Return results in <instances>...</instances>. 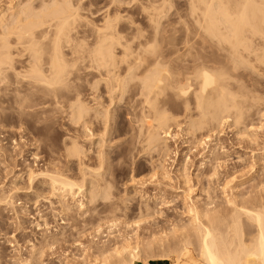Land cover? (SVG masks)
<instances>
[{
    "label": "rangeland",
    "instance_id": "obj_1",
    "mask_svg": "<svg viewBox=\"0 0 264 264\" xmlns=\"http://www.w3.org/2000/svg\"><path fill=\"white\" fill-rule=\"evenodd\" d=\"M23 1L25 0L17 2ZM38 1L32 0L31 3L26 0L22 4L34 3L36 6ZM161 1L76 0L73 5L77 4L74 5L77 8L79 6V14L82 19L87 20H84L86 24L79 28L88 33L87 36L90 37L95 28L97 30L105 26L109 19V23L114 25L120 37H123L122 40L136 46L140 42H148L150 37L153 41V34L156 33L154 31L159 28L165 31V33L158 31L163 33L161 36L157 32L159 40L166 44L173 38L172 34L177 27L192 26L193 22H190L191 18L188 17L191 10L189 0H167L166 4ZM0 4L3 5L0 8H5L11 1L9 3L8 0H3ZM259 29L263 33L261 31L256 37L253 36L251 44L256 48L254 50L258 55H249L247 61L249 63L242 65L238 72L244 89L249 94L248 107L250 105L251 108L249 116L239 126L240 128L232 126V123L225 125L224 136L216 139L215 135L209 134L214 138L212 139L214 145L220 142V146L221 141L222 145H227L223 146L227 148V154L220 153L221 151L220 154H215L218 155L217 158L221 157L219 164L223 166L225 163L224 165L232 169L231 172L236 169L233 177L229 178L235 183H230L231 186H228L226 191L221 184L224 183L223 176L217 174L219 176L217 177L214 174V166L211 163L215 156L207 155L209 149L204 151L201 149L203 152L194 155L197 152L194 148L197 145L195 143H198L199 135L202 137L206 135V130L199 131L198 138L197 133L196 137L192 138L193 135L190 136L188 131L187 133L184 131L186 130L184 125L180 128L171 122L173 138L167 139V148L170 152L167 155L154 152L153 165L148 161L151 159L148 157L150 155L142 151L140 140L134 137L136 128L132 127L134 125L131 121H134L135 116L128 115L126 108L110 107L104 100H98L101 103H94L92 84L94 77H87V80L84 78L79 82L80 100L85 107L81 104L85 112L83 111L84 117L79 119L75 108H72L69 102L72 95H66L62 104L57 106L55 99L50 97L55 101L53 102L48 96L45 100L52 102L47 103L48 106L47 104L42 106L40 104L43 101L39 96H31L26 92L18 94L12 76L10 80L0 82V200L4 201L0 203V258H2L0 264H22L23 259L31 260V264H85L93 261L94 253L98 255L103 249L101 247L106 245L114 249L115 246L120 247L125 239H130L134 244H141L146 250L148 244L153 243L152 250H148V254L152 256L149 261H162L159 257L163 256L167 249L160 247L159 242L166 241L167 244L174 246L181 244L189 235L192 217L186 209L189 202L183 201L187 196L185 193L188 191L187 188H192V199L198 201L204 210L213 209L207 207L209 197L219 206L216 210H220L225 206L227 199H233L235 196L238 197V202L254 197L256 193L253 186L258 183L259 177L263 178L260 176L262 174L260 170L264 167V161H261L264 159L262 149L264 145L259 147L264 142V22ZM92 38H89L90 41H93ZM21 100L24 101L23 106L20 105ZM120 104L122 106V103ZM170 109L172 110H169V113L171 112L169 115L176 121L177 117H180V121L182 113L178 114L172 107ZM107 111L111 112L109 116L113 122L108 124L112 126L111 134L103 132L106 128L105 122L110 118ZM140 112L141 108L132 110L135 114ZM94 127H97L95 131ZM253 140L256 144H253ZM72 142L80 147L84 155L80 153L79 157L70 156ZM99 152L106 156L105 160H109L105 162L104 168L99 167L98 160L94 159ZM162 168L169 171L173 178L172 182L161 177ZM185 168L186 174L191 178L188 185H184L181 176ZM256 171L258 172L255 173ZM46 172L54 175L63 174V177L77 182H81L86 176L89 191L94 190L96 186L101 190L95 192L99 198L96 202L89 203L88 191L85 193L86 197L80 194L76 200L69 197L64 199L57 192H51L50 182L40 175ZM30 176L34 177L33 181ZM219 178L222 179L221 182L218 181ZM102 185L109 189L106 198L100 197L101 193V195L105 193L99 189ZM233 186L238 187V190H232ZM222 190L227 193L224 194ZM82 202L84 207L79 205ZM61 209L68 219L61 217L63 215L60 213ZM64 221L66 225L62 224ZM46 224H49L48 227H44ZM197 242L195 237L191 239L193 246L188 245L191 251L197 246ZM45 244L49 246H46L42 259L38 262L36 258L39 257L35 256L33 260V247L40 249ZM194 254L197 257V254ZM166 262L172 264L170 261Z\"/></svg>",
    "mask_w": 264,
    "mask_h": 264
},
{
    "label": "bare ground",
    "instance_id": "obj_2",
    "mask_svg": "<svg viewBox=\"0 0 264 264\" xmlns=\"http://www.w3.org/2000/svg\"><path fill=\"white\" fill-rule=\"evenodd\" d=\"M8 1L9 3L11 1L9 6L0 8V82L10 80L12 76L16 92L39 96L43 101L40 104L42 106L52 102L53 99L50 97L55 99L56 102L54 100L53 102L57 106L62 104L66 95H72L71 97L74 98L70 97L69 102L72 108H75L74 111L79 119L82 118L85 108L80 100L79 82L84 78L87 80V77H94L92 83L94 103L104 100L110 107L126 108L128 115L135 116L134 121H131L134 125L132 127L136 128L134 137L140 140L142 151L150 155L148 157L151 159L148 161L151 164L154 161V152L163 155L170 152L167 148V139L173 138L170 124L174 123L180 128L184 125L186 127L184 131L186 133L188 131L190 136L193 135L192 138L196 137V133L198 138L199 131L206 130V135L208 132L207 136L199 135L200 139L198 138V143H195L196 147L192 142V147L197 149L194 155L197 156L202 150L209 149L207 155L216 157L212 158L211 163L214 166V174L216 176L220 174L224 178V183H221L223 189H228L230 183H235L229 178L233 177L236 169L231 172L232 169L224 165L225 163L221 166V163L219 164L221 157L217 158L218 155H215L225 154L227 145H222V141V147L219 146L220 142L214 145L212 139L224 136L223 128L230 123L240 128L239 126L249 116L251 109L250 105L248 107L249 94L245 91L238 72L242 65L249 63L247 62L249 55H258V52H255L256 48L251 44L252 37H256L260 34L258 32L262 31L259 27L264 22V0H189L191 10L188 17L191 18L190 22H193L192 26L184 27L179 22L182 27L177 29L175 27L173 38L171 36L172 39L167 40L166 44L159 40L163 35L158 32L161 30L159 28L154 31L157 35L153 34V41L150 37L149 40L146 39L148 42L143 41L136 46L125 43L115 26L109 23V19L105 26L97 30L92 29L90 37L87 36L88 33L79 29L86 24L83 22L86 19H82L79 14V6L77 8L75 7L77 4L73 5L76 0H39L36 6L34 3L22 4L26 0L22 3L17 2L18 0ZM27 1L32 3V0ZM162 1L165 3L167 0ZM162 31L164 30L160 32ZM48 96L50 102L45 100ZM20 102L23 106L24 101ZM171 107L176 109L178 114L182 113H180L182 115L180 121V117H177L178 121H176L170 116ZM133 108H141V112L132 113ZM110 114L111 112L107 111V116ZM96 118L94 117V121ZM111 120L112 117L107 118V122L104 120L106 128L103 132H111L112 126L108 125ZM94 128L95 131L97 127ZM210 133L215 137L211 138ZM95 134L94 132V137ZM255 142L253 140V144ZM71 144L73 146L69 152L70 156L79 157L80 147L75 142ZM262 144L264 145V142L258 144L259 147ZM262 149L264 150V147ZM82 153L84 155V152ZM100 154L99 158L97 156L94 159L98 160L99 167L104 168L105 162L109 160H105V155ZM256 164L258 165V162ZM163 168L161 177L172 182L173 178L169 171ZM218 169H223L224 172L221 174L220 170L217 172ZM186 171L185 168V173L181 172L184 185L191 183ZM47 172L40 175L50 182L51 192H57L64 199L69 197L76 200L77 195L80 194L86 197L85 193L89 190L85 174L81 182H77L63 177V174L54 175ZM260 172L263 178L259 177L258 183L253 186L256 193L254 197L243 202H238L237 196L227 199L225 206L220 210H216L219 206L211 197L208 198L207 207L213 209L204 210L198 201L192 199V188H187L188 191L185 192L187 196L185 195L183 201L189 202L185 204L187 213L192 217L189 235L181 244L174 246L167 244L166 241L159 242L160 247L167 249L159 258L172 264H264V167ZM30 177L33 181L34 177ZM218 181L221 182L222 179L219 178ZM100 187L99 189L105 191L100 197L106 198L108 187L103 185ZM96 190H98L97 186L88 192L89 203L96 202L99 198L95 193ZM232 190H238V187L233 186ZM2 202L4 201L0 203ZM79 205L84 207L83 202ZM60 213L63 214H60L61 217L67 218L63 209ZM62 224L66 225L65 221ZM48 225L43 226L48 227ZM193 237L198 242L191 251L188 245H191ZM46 246L49 245L45 244L40 249L33 247L32 259L38 256L39 259L36 260L39 262L44 256ZM119 246H115L114 249L106 245L101 247L103 249L98 255L94 253L93 261L85 264L150 263L152 256L148 254V250H152L153 243L148 244L147 250L139 243H131L130 239H125ZM12 247L14 248L15 245ZM23 260H21L22 264H31V260Z\"/></svg>",
    "mask_w": 264,
    "mask_h": 264
},
{
    "label": "crops",
    "instance_id": "obj_3",
    "mask_svg": "<svg viewBox=\"0 0 264 264\" xmlns=\"http://www.w3.org/2000/svg\"><path fill=\"white\" fill-rule=\"evenodd\" d=\"M149 264H168V262H166L165 260L163 261H154V262H150Z\"/></svg>",
    "mask_w": 264,
    "mask_h": 264
}]
</instances>
